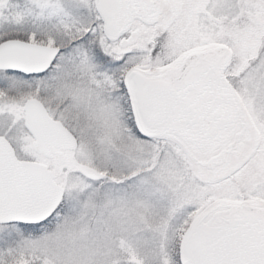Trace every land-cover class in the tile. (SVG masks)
<instances>
[{
    "label": "snow or ice",
    "instance_id": "1",
    "mask_svg": "<svg viewBox=\"0 0 264 264\" xmlns=\"http://www.w3.org/2000/svg\"><path fill=\"white\" fill-rule=\"evenodd\" d=\"M0 264H264V0H0Z\"/></svg>",
    "mask_w": 264,
    "mask_h": 264
}]
</instances>
